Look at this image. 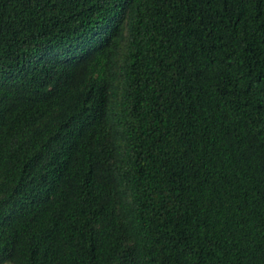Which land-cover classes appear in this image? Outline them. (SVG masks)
<instances>
[{"label":"trees","instance_id":"16d2710c","mask_svg":"<svg viewBox=\"0 0 264 264\" xmlns=\"http://www.w3.org/2000/svg\"><path fill=\"white\" fill-rule=\"evenodd\" d=\"M0 264H264V0H0Z\"/></svg>","mask_w":264,"mask_h":264}]
</instances>
